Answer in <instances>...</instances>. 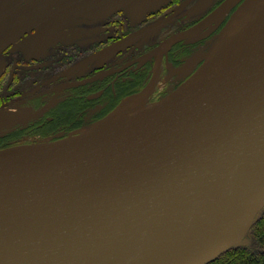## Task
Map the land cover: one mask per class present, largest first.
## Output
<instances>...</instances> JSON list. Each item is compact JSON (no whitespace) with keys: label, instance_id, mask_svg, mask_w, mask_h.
Listing matches in <instances>:
<instances>
[{"label":"water","instance_id":"1","mask_svg":"<svg viewBox=\"0 0 264 264\" xmlns=\"http://www.w3.org/2000/svg\"><path fill=\"white\" fill-rule=\"evenodd\" d=\"M199 69L120 122L0 149V264H206L242 244L264 207V30Z\"/></svg>","mask_w":264,"mask_h":264},{"label":"flooded vegetation","instance_id":"2","mask_svg":"<svg viewBox=\"0 0 264 264\" xmlns=\"http://www.w3.org/2000/svg\"><path fill=\"white\" fill-rule=\"evenodd\" d=\"M15 1L0 0V107L23 100L38 113L14 135H5L8 142L26 136L58 140L61 133L105 118L129 95L150 89L152 103L170 94L200 68L203 61L186 64L208 54L211 41L243 0L200 34L170 43L227 0H169L147 12L119 8L96 17L76 9L72 0ZM75 102L80 103L76 118L58 117Z\"/></svg>","mask_w":264,"mask_h":264},{"label":"bare ground","instance_id":"3","mask_svg":"<svg viewBox=\"0 0 264 264\" xmlns=\"http://www.w3.org/2000/svg\"><path fill=\"white\" fill-rule=\"evenodd\" d=\"M247 9L248 13L243 19L244 13ZM215 13H213L212 16ZM238 16L239 17L236 16L237 19L231 25L227 33L221 37L208 52L206 61L203 63L199 71H203L208 66L214 64L228 54L234 47L264 30V0H246L244 7ZM195 32H198V30L193 31L192 33ZM150 95L151 91L150 89H147L143 93H136L126 97L124 101L105 118L95 122L93 127L99 128L115 124L144 110L149 104Z\"/></svg>","mask_w":264,"mask_h":264},{"label":"rangeland","instance_id":"4","mask_svg":"<svg viewBox=\"0 0 264 264\" xmlns=\"http://www.w3.org/2000/svg\"><path fill=\"white\" fill-rule=\"evenodd\" d=\"M72 1L76 2L74 6L76 9L85 10V13L88 14L90 17H96V15L98 14H106L114 10H117L119 8H127L130 10L133 9L134 11L143 9L145 12H147L154 8H158L162 5H165L169 2V0H72ZM78 2L81 3L84 2L85 5L82 4L80 5ZM243 3L244 1H242L239 7L230 15L227 24L222 28L219 34H217V36H215V38L211 41L212 44H214V42L218 39L219 35L225 33V29L230 25L234 16L240 10ZM197 6L198 8H201L199 5ZM248 9L245 11L243 19L248 13ZM33 14L37 15L36 12H34ZM38 15H40V13ZM196 33L200 34L201 31L191 34H196ZM199 36H202V34ZM55 99H56V94H55ZM22 101L23 100L17 102L18 103L17 105L9 104L7 106L0 107V137H4L7 134L14 135L19 130V127L22 126L21 125L22 123L26 122V120H28L30 117L36 114L37 110L36 109L34 110L32 104H27L26 102H22ZM121 102L118 104V106L121 104ZM85 128L86 127L78 130H74L73 132H70L68 134L66 133V136L65 133H61V132L56 133L55 135H59L61 133L62 134L61 137H63L64 135L63 138H65L74 135L78 132H81ZM53 138L54 135L47 136L46 138L40 136H26L20 139L16 138L15 140L8 143L12 145H23V144L53 141L52 140Z\"/></svg>","mask_w":264,"mask_h":264},{"label":"trees","instance_id":"5","mask_svg":"<svg viewBox=\"0 0 264 264\" xmlns=\"http://www.w3.org/2000/svg\"><path fill=\"white\" fill-rule=\"evenodd\" d=\"M79 102L71 103L58 115L73 120L79 115ZM52 124H50L51 126ZM43 126V128L48 127ZM13 146L6 137H0V149ZM206 264H264V207L258 213L245 241L219 254Z\"/></svg>","mask_w":264,"mask_h":264}]
</instances>
